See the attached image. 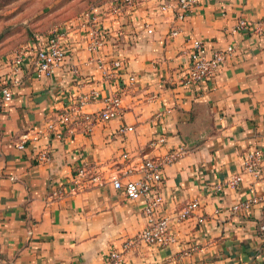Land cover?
<instances>
[{
    "label": "crops",
    "instance_id": "0c3cea01",
    "mask_svg": "<svg viewBox=\"0 0 264 264\" xmlns=\"http://www.w3.org/2000/svg\"><path fill=\"white\" fill-rule=\"evenodd\" d=\"M173 3L141 0L108 15L97 52L85 50V32L72 24L68 58L49 76L36 77L30 59L15 73L0 62V76L17 79L13 100L0 98V264H111L113 251L122 264H264V36L253 29L264 19V0H201L182 21ZM240 19L249 28L236 29ZM192 38L236 51L210 81L183 86ZM116 59L122 66L110 68ZM119 88L121 115L91 133L81 119L58 122L79 97L96 91L83 111L99 112ZM124 125L133 130L119 136ZM253 150L262 153L260 175L242 169ZM41 151L48 159H38ZM175 151L180 157L162 166L158 214L176 216L193 201L200 211L173 222L175 242L165 247H126L145 227V200L128 199L111 176L139 179L136 170L124 175L126 167ZM79 166L87 174L71 191ZM233 174L241 181L232 188Z\"/></svg>",
    "mask_w": 264,
    "mask_h": 264
},
{
    "label": "built area",
    "instance_id": "2783aa9c",
    "mask_svg": "<svg viewBox=\"0 0 264 264\" xmlns=\"http://www.w3.org/2000/svg\"><path fill=\"white\" fill-rule=\"evenodd\" d=\"M141 0H111L109 3L89 6L70 24L54 26L51 32L45 36H36L35 40L19 47L12 52L10 58H7L4 65L10 67L11 72L20 71L27 63L28 59L34 66V74L36 77H44L51 75L57 68L64 64L67 60V48L70 28L72 24L78 25L84 30V48L87 52H97L105 43L103 25L107 20V16H117L123 13L125 7L128 10L133 9ZM171 9L175 20H185L201 2V0H173ZM170 5H161V9L165 10ZM253 26V25H252ZM77 27V26H76ZM249 28V24L245 20H238L236 29ZM253 29L260 36H264V19L254 24ZM150 32V31H149ZM178 31L172 30L171 34L176 35ZM191 54L188 65L184 70L181 84L183 86H195L204 84L214 78L222 67V64L231 57L236 51L235 44H228L223 48L212 49L207 44L196 38L190 40ZM99 66L105 68V63L99 61ZM122 66L121 59H116L110 64V68L117 69ZM76 72V69L73 70ZM7 77L0 76V98L3 104L11 102L15 96L17 79L8 83ZM129 84L135 82L133 75L128 76ZM124 93L123 88H119L115 92L103 98L104 108L99 112L83 111L84 106L97 98V92L91 91L89 96L79 97L75 103L74 109L63 112L58 115V122L63 126L70 121L81 119L86 123L85 131L91 133L93 124L98 122H107L108 120L121 115V100ZM52 128V125L49 126ZM132 126H121L117 130L119 136L127 131H132ZM160 142L162 138L158 139ZM18 149L23 150L24 144H18ZM182 154V151L171 152L159 159H146L138 166H127L125 174H130L132 171H138L141 178L136 180L122 181L123 177L119 175L111 176L112 186L121 191L128 199L137 200L143 198L145 205L143 207V216L145 218V227L133 238L129 240L126 247L135 242H142L150 246L165 247L175 242V235L172 230V224H178L187 220L195 212L200 211V205L197 201L186 204L176 216L159 215V209L162 206L163 198L160 192V185L163 180L162 166L177 160ZM127 157V153L122 155ZM47 151L38 153L39 160L48 159ZM262 153L259 150H253L246 154L242 162V169L245 172L254 175H260L261 172ZM87 171L85 166H79L75 170V176L72 180L73 191L77 186H82L83 178ZM93 181L98 182L97 178ZM241 181V174L231 175L226 185L236 187ZM57 194L61 191L57 190ZM258 199L253 197L244 202L234 205L233 210L240 208H248ZM197 220H203L202 215H197ZM174 222V223H173ZM111 264H122V254L118 251H113L109 255Z\"/></svg>",
    "mask_w": 264,
    "mask_h": 264
},
{
    "label": "rangeland",
    "instance_id": "374dc122",
    "mask_svg": "<svg viewBox=\"0 0 264 264\" xmlns=\"http://www.w3.org/2000/svg\"><path fill=\"white\" fill-rule=\"evenodd\" d=\"M104 1L0 0V62L36 36L48 35L54 26L70 24L89 6Z\"/></svg>",
    "mask_w": 264,
    "mask_h": 264
},
{
    "label": "trees",
    "instance_id": "16d2710c",
    "mask_svg": "<svg viewBox=\"0 0 264 264\" xmlns=\"http://www.w3.org/2000/svg\"><path fill=\"white\" fill-rule=\"evenodd\" d=\"M107 1H108V0H107ZM102 3H106V2L104 1V2L98 3V4H96V5H99V4H102Z\"/></svg>",
    "mask_w": 264,
    "mask_h": 264
}]
</instances>
